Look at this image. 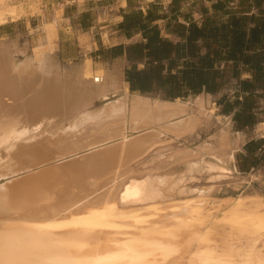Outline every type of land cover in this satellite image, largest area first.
<instances>
[{
    "label": "bare ground",
    "instance_id": "6f19581e",
    "mask_svg": "<svg viewBox=\"0 0 264 264\" xmlns=\"http://www.w3.org/2000/svg\"><path fill=\"white\" fill-rule=\"evenodd\" d=\"M38 2L0 0V23L26 8L39 13ZM41 29L45 43L34 45L30 58L18 60L22 51L15 43L0 47L6 52L0 70V264H186V255L187 264H262L258 255L219 253L209 233L186 221L185 215L200 213L210 189L168 201L198 166L205 164L209 179L228 175L237 147L228 130L215 144L145 159L163 135L178 138L199 127L205 96L183 101L131 93L117 71L99 63L80 67L66 85L60 66L49 60L55 28L48 22ZM88 71L102 81L82 83ZM194 155L204 164L188 160ZM140 159L144 166L136 171L132 165ZM228 206L225 216L235 227L264 233L261 196H237Z\"/></svg>",
    "mask_w": 264,
    "mask_h": 264
},
{
    "label": "trees",
    "instance_id": "16d2710c",
    "mask_svg": "<svg viewBox=\"0 0 264 264\" xmlns=\"http://www.w3.org/2000/svg\"><path fill=\"white\" fill-rule=\"evenodd\" d=\"M177 3L172 0L165 25L177 41L160 35L149 12L145 19L130 14L119 22L128 37L138 31L142 37L110 47L113 56L125 53L124 79L130 91L156 90L174 99L202 89L216 93L234 83L232 94L218 99L221 113L233 112L237 125L254 124L255 108L264 97V0H213L211 12L205 7L199 20L191 18L187 24L173 12ZM243 150V170L264 165V136L249 139Z\"/></svg>",
    "mask_w": 264,
    "mask_h": 264
},
{
    "label": "rangeland",
    "instance_id": "374dc122",
    "mask_svg": "<svg viewBox=\"0 0 264 264\" xmlns=\"http://www.w3.org/2000/svg\"><path fill=\"white\" fill-rule=\"evenodd\" d=\"M188 1H195L193 2V8H192L193 14L194 12L199 13L200 9L208 7L210 5V2L206 0H188ZM194 15L197 19L200 18L199 14H194ZM23 34H25L24 31ZM12 43L16 44L20 52L22 51L17 55L15 54L18 60H21L26 57L30 58L31 49L26 45L25 35L23 36L22 41L0 38V47H2L5 44H12ZM4 55L6 56V52L1 51L0 70H1V65L3 64V60H5ZM84 59H85L84 62H81L80 57H77L70 64L64 60H60L59 58H57L55 53L49 54V60H51V63H57L60 66V69H62L61 70L62 71L61 73H63V75L61 76V78L63 77L62 80L68 79L66 81H63L64 83H66V85H69L71 84V82H73V80L76 78V74L80 67H83L85 65L89 69L92 68L91 59L88 56H85ZM109 64H105L106 66H104V68L107 67V69H109L110 66H107ZM92 77H93L92 72L88 71L83 75V77L80 80L82 83H85L87 82V80H89ZM233 90H234V83H232V85H230L229 87H226L223 90L216 92L217 94L210 95V101H212L211 105L206 103L205 106L208 109L206 108V114L204 115V118H202V123L199 124V127L195 128L197 132H195L194 130L191 134H187V136L181 135L178 138H174L169 135H163L162 136L163 143L161 144L159 143L158 145L156 144L147 153L145 159L148 160L159 159V157L163 156L166 150L173 148L176 149V148L187 147L189 149H194L197 147V145H199L204 141L212 142L213 144H215L216 139H218L217 138L218 135L221 132H225L228 130L227 134H229L228 136H230L231 141H234L235 139L234 142H237V147L233 145L234 157H233V161L228 165L229 168L228 175L217 179H209L207 173L204 170L206 169L205 164L202 162V164H204L202 165L201 161L199 160L201 158L200 155L199 156L196 155L198 157H195L194 155L193 158L192 156H189L188 160L197 161V162L200 161L199 165L202 166H198L193 171V173L191 172L192 174H186L182 185L175 191L173 197L168 199V201L183 200L186 197L192 196V194L205 191L206 188L210 189L209 193L204 194L209 196V199L203 197L200 203L199 204L197 203L200 206V213L199 214L191 213L190 215H185L186 221L189 223V225L199 231L209 233L212 236L213 244L214 245L217 244L218 248H216L215 246L214 247L218 252L220 251L219 253H221L222 251L230 252L232 256L237 258L252 257L254 259L255 255L264 258V233L263 234L256 233L251 231L250 229L239 230L229 221L228 217L225 216L226 209L229 208L228 204L232 201L233 198L237 196H244L248 198V196L252 197L254 195H259L261 196L262 200H264V165L254 166L249 170H243L240 166L241 164L239 157V154L244 152L242 146L244 140H247L249 138L250 139L260 138L262 135H264V98L261 99V101L259 102V107L257 108L258 112L256 115L257 118L256 122L259 123L256 124L255 122L252 125H245V126L237 125L232 120L231 115L220 114V107L216 106L214 103L215 99L220 95V93H232ZM130 92L131 93L137 92L139 94L151 98L173 100L171 98H165L161 94L162 92L156 90L150 92H141V91H130ZM206 93H213V92H209V91L200 92V94H206ZM120 94L121 93H119V95ZM109 97L113 98L112 94L105 99L104 98L94 99V102L92 103L91 107L93 105L94 106L92 108L101 107L103 104L106 103V101L110 100ZM193 99L194 98H191L189 100L192 101ZM204 99L205 101H207L206 98ZM226 123H228L227 126ZM213 134L215 135L213 136ZM142 161L143 160L140 159L139 161H137L132 165L136 171L143 169L144 164ZM148 165H150V163ZM178 167L183 168L184 165L179 164ZM230 177H232L233 179H230ZM234 178H236L237 180L236 179L234 180ZM0 182H3V180H1ZM238 182L241 183L238 186H236L235 183ZM247 228H250V226ZM188 259L189 257L188 255H186L185 258L183 259V262H185L186 264L189 263V261H187Z\"/></svg>",
    "mask_w": 264,
    "mask_h": 264
},
{
    "label": "crops",
    "instance_id": "0c3cea01",
    "mask_svg": "<svg viewBox=\"0 0 264 264\" xmlns=\"http://www.w3.org/2000/svg\"><path fill=\"white\" fill-rule=\"evenodd\" d=\"M13 1L23 2L27 6L28 2L33 0ZM206 1L211 4L213 0ZM175 2H178L179 9L173 12L178 11L177 20L179 22L187 24L191 18L193 20L201 18V10L203 8L199 10V13L194 12V14H199V19L193 14L192 8L195 1L175 0ZM171 3L172 0H39V13L30 12L26 8V12L22 16L14 20L8 18L3 23H0V38L22 41L25 35L26 45L31 49L34 45L45 43L41 24L50 22L55 28L54 45L51 53H55L57 58L71 64L77 57H80L81 62H84V57L88 56L91 59L93 67L99 64L106 66L105 64L110 63L107 65L110 66L108 70L117 71L122 81L127 82L124 79V69L128 65L125 53L123 51L122 55L113 56L110 47L117 44L126 45L130 42L141 40L142 37L140 31L133 32L128 37L123 28L118 26L119 22L123 20L124 16L130 14L145 19V15L149 12L150 24L158 25L160 35L177 41L178 38L168 33L165 28L166 23L171 19L172 15ZM206 8L211 12L210 5ZM23 31L25 34H23ZM141 66L142 64L140 63L139 67ZM127 86L129 88L128 82ZM201 91L205 92L207 90L202 89ZM201 91L193 98L200 95L203 98L207 96V102L211 105L212 101L209 100L210 95L217 93L200 94ZM161 94L167 98L164 93ZM193 94L194 92L176 98L191 96ZM223 94L225 93H220L214 103L220 107V114L231 115L232 118L233 112L230 114L221 113L222 104L217 103ZM231 94L228 93V95ZM262 98L264 97H260L255 108L256 115L259 102ZM249 139L244 140L242 146Z\"/></svg>",
    "mask_w": 264,
    "mask_h": 264
},
{
    "label": "water",
    "instance_id": "95a60500",
    "mask_svg": "<svg viewBox=\"0 0 264 264\" xmlns=\"http://www.w3.org/2000/svg\"><path fill=\"white\" fill-rule=\"evenodd\" d=\"M198 93H199V91H195L193 95L186 96V97H181L180 99L183 100V101H189V99L195 97Z\"/></svg>",
    "mask_w": 264,
    "mask_h": 264
},
{
    "label": "built area",
    "instance_id": "2783aa9c",
    "mask_svg": "<svg viewBox=\"0 0 264 264\" xmlns=\"http://www.w3.org/2000/svg\"><path fill=\"white\" fill-rule=\"evenodd\" d=\"M93 81L94 82H101L102 81V76L101 75H95V76H93Z\"/></svg>",
    "mask_w": 264,
    "mask_h": 264
},
{
    "label": "snow or ice",
    "instance_id": "6c2138e0",
    "mask_svg": "<svg viewBox=\"0 0 264 264\" xmlns=\"http://www.w3.org/2000/svg\"><path fill=\"white\" fill-rule=\"evenodd\" d=\"M262 264H264V262H262Z\"/></svg>",
    "mask_w": 264,
    "mask_h": 264
}]
</instances>
